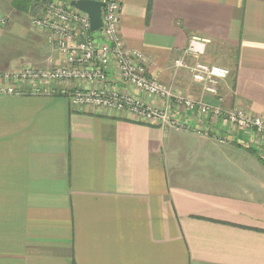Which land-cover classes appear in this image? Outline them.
<instances>
[{
	"label": "crops",
	"instance_id": "obj_1",
	"mask_svg": "<svg viewBox=\"0 0 264 264\" xmlns=\"http://www.w3.org/2000/svg\"><path fill=\"white\" fill-rule=\"evenodd\" d=\"M6 1L0 71L61 64L26 19L39 2ZM120 1L119 33L148 75L264 118V0ZM192 34L211 39L202 61L230 70L218 96L172 67ZM180 119L192 128L60 94L0 95V264H264V138Z\"/></svg>",
	"mask_w": 264,
	"mask_h": 264
},
{
	"label": "built area",
	"instance_id": "obj_2",
	"mask_svg": "<svg viewBox=\"0 0 264 264\" xmlns=\"http://www.w3.org/2000/svg\"><path fill=\"white\" fill-rule=\"evenodd\" d=\"M70 1L43 0L31 20L37 29L48 31V39L62 63L49 68L25 65L0 71V95L60 94L74 108L123 111L135 119L176 130L191 129L180 116L187 118L194 114L200 120L224 119L232 130L242 129L264 138L261 116L238 107L213 106L176 92L148 75L145 54L128 48L119 33L120 0H94L102 2L101 26L95 31L90 30L88 15L70 5ZM210 42L207 36L190 35L172 67L184 69L202 95L215 97L230 70L200 59ZM202 129L199 132L209 133L208 129Z\"/></svg>",
	"mask_w": 264,
	"mask_h": 264
},
{
	"label": "water",
	"instance_id": "obj_3",
	"mask_svg": "<svg viewBox=\"0 0 264 264\" xmlns=\"http://www.w3.org/2000/svg\"><path fill=\"white\" fill-rule=\"evenodd\" d=\"M70 5L88 15L91 31H95L101 26L100 7L102 2L94 0H71Z\"/></svg>",
	"mask_w": 264,
	"mask_h": 264
},
{
	"label": "rangeland",
	"instance_id": "obj_4",
	"mask_svg": "<svg viewBox=\"0 0 264 264\" xmlns=\"http://www.w3.org/2000/svg\"><path fill=\"white\" fill-rule=\"evenodd\" d=\"M5 1H6V0H5ZM7 3H8V2L6 1V2H4V4L2 3L1 6H5V5H7ZM38 8H39V6H38ZM32 9H33V8H32ZM32 9H31V12H30V11L28 12V13H29V14H28L29 17H28V16L26 17V19H27V21H28L29 23H30L32 17L35 16V15L37 14V11H35L36 9H34V10H32ZM28 18H29V19H28ZM225 109H228V108H225ZM251 114H252V113H251ZM252 115H253V114H252ZM234 130H235V129H234ZM236 130H238V129H236ZM209 133H210V131H209Z\"/></svg>",
	"mask_w": 264,
	"mask_h": 264
},
{
	"label": "trees",
	"instance_id": "obj_5",
	"mask_svg": "<svg viewBox=\"0 0 264 264\" xmlns=\"http://www.w3.org/2000/svg\"><path fill=\"white\" fill-rule=\"evenodd\" d=\"M37 1H38V2H39V4H40V3H41L43 0H37ZM37 1H36V2H37ZM263 163H264V162H263Z\"/></svg>",
	"mask_w": 264,
	"mask_h": 264
}]
</instances>
